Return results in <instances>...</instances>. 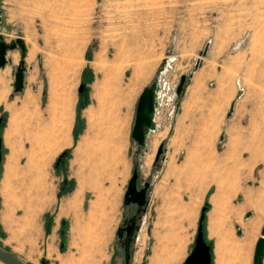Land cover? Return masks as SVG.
<instances>
[{"label": "rangeland", "instance_id": "1", "mask_svg": "<svg viewBox=\"0 0 264 264\" xmlns=\"http://www.w3.org/2000/svg\"><path fill=\"white\" fill-rule=\"evenodd\" d=\"M0 10V37L26 49L22 94H12L18 50L0 70V248L26 264H124L117 231L136 169L151 189L129 264H184L203 211L211 264H253L264 228V0H0ZM168 59L162 139L152 150V133L139 150L136 105ZM51 85L72 101L69 124L61 101L53 119Z\"/></svg>", "mask_w": 264, "mask_h": 264}, {"label": "water", "instance_id": "2", "mask_svg": "<svg viewBox=\"0 0 264 264\" xmlns=\"http://www.w3.org/2000/svg\"><path fill=\"white\" fill-rule=\"evenodd\" d=\"M1 10H0V25H1ZM18 50L20 53V61L17 67L12 69L14 83L12 85V94H22L25 88V57H26V49L23 41L21 39H16L14 42L9 44L5 43L3 39L0 37V70L5 68L7 64H10V61H7L6 56L7 52ZM167 60H165L161 66L160 72L156 78V80L148 87L145 88L141 95L139 96L136 111H135V119L134 126L131 133V140L134 142L136 148L139 150H144L147 146V140L150 134L155 133L157 131L156 124V115L159 110V106L161 105V97L163 94V90L161 89L162 84V74L166 68ZM186 77H181L179 85L175 89V96L180 99L184 87H185ZM80 89L79 92H82ZM242 91L238 90L235 101L231 104L229 111L227 113L226 118L230 119L234 112L235 102L241 97ZM1 127V122H0ZM220 142H223V137L220 138ZM1 146L2 142L0 139V165H1ZM64 154L58 159L56 163V167L58 166L60 160ZM163 156V146H160L155 159L154 165L158 164V162L162 159ZM138 182L139 175L137 170L135 169L132 173V177L128 183L126 193L124 196V206L129 205H137L142 210H145L148 206V198L149 192L151 189V185L147 182L144 184L141 190H138ZM204 213V211H203ZM202 216L199 220V225L197 229V235L195 238L194 248L185 260L184 264H211L212 256H211V247L207 245L203 237V227L202 223L204 221V216ZM249 216L246 217V219ZM133 223V220L131 221ZM124 220L122 225L125 224ZM64 225V224H63ZM122 225L117 231V241L120 240L121 234L124 231ZM127 232L126 240H125V264H129V245L131 242V234L132 228L127 227L125 229ZM63 235V232H61ZM0 264H26L19 258L9 254L2 248H0ZM253 264H264V228L261 230L260 238L257 240L254 250V258Z\"/></svg>", "mask_w": 264, "mask_h": 264}, {"label": "bare ground", "instance_id": "3", "mask_svg": "<svg viewBox=\"0 0 264 264\" xmlns=\"http://www.w3.org/2000/svg\"><path fill=\"white\" fill-rule=\"evenodd\" d=\"M240 46V45H239ZM238 46V47H239ZM14 61H17V55H15L14 56ZM172 61V59H168L167 60V65H166V68H165V70H164V72H163V74L162 75H164L166 72H167V69H168V67H169V65H170V62ZM74 62H72V61H70V70H71V68H72V65H74L73 64ZM3 75V74H2ZM69 76V75H68ZM52 87H53V85H51V88H50V97H48L49 98V101H50V104H51V112L52 113H54L52 116H53V119H54V115L56 116L58 113H56V110H57V108H55V106H54V102L55 103H59V105H60V101L62 102V104H61V106H62V112H64V114L66 115H64V121H65V123L66 124H69V122H70V108L72 107V101L70 100V99H68V98H64V100L63 99H59V97H58V95H57V93L56 92H54V90H52ZM167 87V85H166V83H164V81L162 82V84H161V89L162 90H164L165 88ZM54 88V87H53ZM29 95L28 94H26L25 95V97H24V101H28L30 98L28 97ZM3 97H1L0 96V102H1V99H2ZM57 101V102H56ZM24 113V112H23ZM51 113V114H52ZM86 116H87V119H88V121H89V127H90V131L93 129V125H94V122H93V118H94V114L92 113V112H87V114H86ZM37 119V118H36ZM39 120V119H38ZM64 123V124H65ZM95 129V128H94ZM89 131V132H90ZM93 131V130H92ZM153 135H154V133H153ZM107 136V135H106ZM162 139V134H156L155 133V138L153 137V139H151L152 141H151V147H152V150H155V148L157 147V145H158V141H159V139ZM105 139V138H104ZM107 139V138H106ZM82 144H83V146L86 148L88 145H90L89 143H88V141H87V139L85 138L83 141H82ZM108 148V147H107ZM93 149V148H92ZM102 149V148H101ZM102 150H104V149H102ZM102 152H104V151H101V153ZM151 159L149 158V157H146V165H149L150 163H151ZM121 175V174H120ZM114 179V178H113ZM114 183H115V181H114ZM113 187V186H112ZM116 194V193H115ZM118 194V193H117ZM116 197V196H115ZM113 207H115V206H113ZM93 208V207H92ZM112 209V208H111ZM112 211V210H111ZM112 213V212H111ZM140 253V252H139ZM69 257V256H68ZM156 257V256H155ZM157 258V257H156ZM73 261V257H70V258H68V261H66V263L67 264H69L70 262H72ZM155 262H156V260H155ZM65 263V264H66Z\"/></svg>", "mask_w": 264, "mask_h": 264}, {"label": "flooded vegetation", "instance_id": "4", "mask_svg": "<svg viewBox=\"0 0 264 264\" xmlns=\"http://www.w3.org/2000/svg\"><path fill=\"white\" fill-rule=\"evenodd\" d=\"M62 163H63V159L60 160L57 168L60 165H62ZM145 183H147V182H145ZM144 184L142 186H140V184L138 182V190H141L143 188ZM125 209H126V211H125L124 220L126 221V223L122 225V228L124 229V231L121 234L120 240H118L116 243V247H119L122 250L124 264H125V240H126V234H127L125 229L128 226L132 228L131 242L129 245V252H128L129 253V260H130L131 257L133 256V247H134V244L138 240V233H139L140 228L144 222L143 219H144V216L146 214L147 208L145 210H142V208H139L137 205H129V206H125ZM132 220H133V223L131 222Z\"/></svg>", "mask_w": 264, "mask_h": 264}, {"label": "crops", "instance_id": "5", "mask_svg": "<svg viewBox=\"0 0 264 264\" xmlns=\"http://www.w3.org/2000/svg\"><path fill=\"white\" fill-rule=\"evenodd\" d=\"M6 144H7V143H6ZM9 145H10V144H9ZM9 145H8V146H9ZM26 167H27V165H26ZM30 169H31V167H30L28 170H27V168H26V172H25V173H26V174H25V180H28V179H30V178L27 176V172H29V171H30ZM38 185H39V183H38ZM39 186H40V187H42V185H41V184H40ZM42 191L44 192V190H42ZM238 234H240V235H241V234H242V232H241V231H239V233H238ZM259 238H260V237H259ZM259 238H258V239H259ZM253 258H254V256H253ZM236 260H237V263H238V264H246V263H247V261H248V259H247V257H246V256H240V255L237 257V259H236Z\"/></svg>", "mask_w": 264, "mask_h": 264}, {"label": "trees", "instance_id": "6", "mask_svg": "<svg viewBox=\"0 0 264 264\" xmlns=\"http://www.w3.org/2000/svg\"><path fill=\"white\" fill-rule=\"evenodd\" d=\"M66 155H67V154L65 153L64 156L62 157V159H64Z\"/></svg>", "mask_w": 264, "mask_h": 264}]
</instances>
